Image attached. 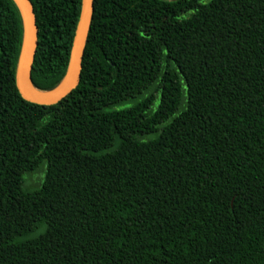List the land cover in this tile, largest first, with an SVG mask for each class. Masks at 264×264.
Segmentation results:
<instances>
[{
  "label": "trees",
  "instance_id": "16d2710c",
  "mask_svg": "<svg viewBox=\"0 0 264 264\" xmlns=\"http://www.w3.org/2000/svg\"><path fill=\"white\" fill-rule=\"evenodd\" d=\"M34 87L81 0H30ZM0 0V264H264V0H93L77 85L20 94Z\"/></svg>",
  "mask_w": 264,
  "mask_h": 264
},
{
  "label": "water",
  "instance_id": "95a60500",
  "mask_svg": "<svg viewBox=\"0 0 264 264\" xmlns=\"http://www.w3.org/2000/svg\"><path fill=\"white\" fill-rule=\"evenodd\" d=\"M23 21V40L16 68V84L22 97L38 104H53L67 95L78 83L83 49L90 26L93 0H81L80 14L73 35L68 69L52 90L41 91L32 84L31 68L37 45L35 13L30 0H14Z\"/></svg>",
  "mask_w": 264,
  "mask_h": 264
}]
</instances>
